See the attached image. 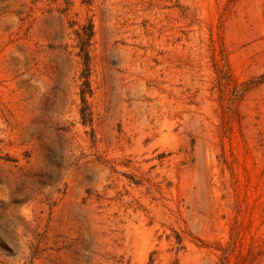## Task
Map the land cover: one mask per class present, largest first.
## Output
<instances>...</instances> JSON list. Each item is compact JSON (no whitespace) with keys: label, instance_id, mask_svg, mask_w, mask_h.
Masks as SVG:
<instances>
[{"label":"rangeland","instance_id":"374dc122","mask_svg":"<svg viewBox=\"0 0 264 264\" xmlns=\"http://www.w3.org/2000/svg\"><path fill=\"white\" fill-rule=\"evenodd\" d=\"M0 264H264V0H0Z\"/></svg>","mask_w":264,"mask_h":264},{"label":"trees","instance_id":"16d2710c","mask_svg":"<svg viewBox=\"0 0 264 264\" xmlns=\"http://www.w3.org/2000/svg\"><path fill=\"white\" fill-rule=\"evenodd\" d=\"M84 58H85V64H86V68L84 70L83 76L86 78L83 82V86H82V95H83V102H84V106L82 108V115L85 121L90 120V116L91 113L89 111V105L87 104L86 98H85V94L87 92H90V82L88 80V72L90 71V54L89 52L84 48Z\"/></svg>","mask_w":264,"mask_h":264}]
</instances>
